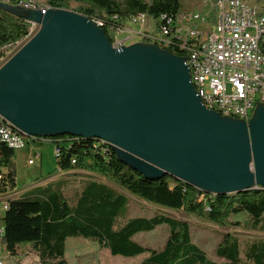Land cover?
<instances>
[{
  "label": "water",
  "instance_id": "obj_1",
  "mask_svg": "<svg viewBox=\"0 0 264 264\" xmlns=\"http://www.w3.org/2000/svg\"><path fill=\"white\" fill-rule=\"evenodd\" d=\"M0 9L37 25L0 63V116L28 136L102 139L146 179L204 193L264 189V103L246 121L206 108L186 58L155 43L115 47L77 12Z\"/></svg>",
  "mask_w": 264,
  "mask_h": 264
},
{
  "label": "trees",
  "instance_id": "obj_2",
  "mask_svg": "<svg viewBox=\"0 0 264 264\" xmlns=\"http://www.w3.org/2000/svg\"><path fill=\"white\" fill-rule=\"evenodd\" d=\"M5 1L13 5L19 2ZM69 1L87 3V6H79L73 11L102 21V28L111 42L112 36L107 28L120 27L122 20L131 15L143 13L157 19L161 14L174 15L182 9L181 0H45V5L67 9ZM30 28L27 21L0 9V49L25 38ZM2 55L0 51V58ZM69 137L52 138L62 143L61 154L55 158L57 170L68 174L75 170L84 171L87 178L79 179L74 201L64 194L66 180L54 185L47 183L8 200L0 240L11 256L17 255L19 244L30 243L39 264H69L65 259L66 239L83 237L100 243L114 256L135 257L145 253V258L138 264H215L192 242L189 222L185 219L154 213L121 222L131 197L158 209L197 216L219 227L238 225L231 223L230 217L246 213L251 227L264 232V189L212 194L169 175L158 180L146 179L118 161L111 148L94 147L93 140L85 138H79L72 145L67 141ZM14 152L4 147L2 161L9 162ZM72 159L74 163H71ZM9 183L11 187L16 185L13 170ZM160 225L168 228L167 238L160 249H147L132 239L135 234L152 231ZM215 252L226 260L224 264L241 263L239 240L230 233L222 234ZM244 257L247 264H264V241L255 239L249 242Z\"/></svg>",
  "mask_w": 264,
  "mask_h": 264
},
{
  "label": "built area",
  "instance_id": "obj_3",
  "mask_svg": "<svg viewBox=\"0 0 264 264\" xmlns=\"http://www.w3.org/2000/svg\"><path fill=\"white\" fill-rule=\"evenodd\" d=\"M17 5L36 8L31 0H19ZM201 6L203 8L196 11L161 14L157 19L151 17L150 25L154 29L150 31L143 28L149 16L138 13L125 18V21L142 26L139 31L127 28L128 34L121 39L117 38V33L125 31V25L108 27L107 32L112 36L115 47L137 37L139 41L155 43L185 57L190 82L202 104L221 115L247 121L255 106L264 103V14L247 0H201ZM40 8L44 11L48 6ZM93 21L102 27V21ZM31 34L32 30H29L25 38ZM52 138L28 136L0 116V188L3 187L0 205L3 210L7 209L10 198L22 192L10 186V172L14 171L12 157L9 162H3L2 149L15 151L25 148L29 142H48L54 144L53 152L58 158L62 143ZM79 138L71 136L67 141L73 145ZM92 140L94 147L103 145L105 150L111 148L102 139ZM37 158L40 159V154L32 152L27 163L35 162ZM74 162L72 159L71 163ZM3 260L0 254V264Z\"/></svg>",
  "mask_w": 264,
  "mask_h": 264
},
{
  "label": "rangeland",
  "instance_id": "obj_4",
  "mask_svg": "<svg viewBox=\"0 0 264 264\" xmlns=\"http://www.w3.org/2000/svg\"><path fill=\"white\" fill-rule=\"evenodd\" d=\"M31 1L35 3L36 8L47 7V5H45V0ZM247 1L250 4L255 5L258 11L264 14V0ZM181 3L182 9L180 11L203 8L201 6V0H181ZM79 6H87V3L69 1L67 3V10L73 11ZM125 20L126 19L122 20V25H125V31L117 33V38L121 39L127 35V28H130L132 31H139L142 29V26L130 23ZM151 20L152 18L149 16L145 22L146 26H143L145 30H152L153 26L151 27L150 25ZM37 28V25H31L30 30H32V33H35ZM26 39L27 38H23L14 44H10L0 49L1 53H3L2 62L13 55ZM131 39L133 38L128 39L126 43ZM53 147V143L48 144L45 142H29L26 145V148L15 150L13 166L15 171L16 191L25 192L35 189L39 186H44L47 183L54 185L56 182L66 180L68 184L64 190V194L69 200L74 201L75 193L79 190L78 181L79 179H86L87 173L78 170L69 172L67 175L59 173L55 163ZM32 150L35 153L40 154V159L37 158L35 162L28 164L27 160L29 159V155L32 153L30 151ZM154 213H164L166 215L187 220L190 225V236L193 243H195L201 250L205 252L209 261L215 264H224L226 262L224 258L218 257L215 252L217 246L221 243L222 234L225 232L232 234L239 240L241 259L240 264H247V261L244 257V251L246 245L249 242L255 239H261L264 241V232L257 229L255 230L251 227V222L246 213H239L230 217V222L239 223L238 225L229 224L226 227H219L194 215L183 214L180 211H169L160 208L158 209L153 205L147 204L146 202L135 197H131L128 210L125 216L121 219V222L133 217H148ZM1 226H3V221L0 218V227ZM167 235V226L160 225L151 232H139L135 234L133 239L147 249L158 250L164 244ZM1 244L2 242L0 240V247ZM20 251H29L30 255L25 254L23 259L21 256L15 257L3 252L7 255V257H9V261H7V263L9 262V264H16L17 262H23L26 260L28 264H39L38 256L31 250V248L20 249ZM65 259L69 264H136L140 260V255L135 257H123L119 255L114 256L109 253L107 248L94 240L83 237H68L65 241Z\"/></svg>",
  "mask_w": 264,
  "mask_h": 264
},
{
  "label": "crops",
  "instance_id": "obj_5",
  "mask_svg": "<svg viewBox=\"0 0 264 264\" xmlns=\"http://www.w3.org/2000/svg\"><path fill=\"white\" fill-rule=\"evenodd\" d=\"M135 41H139V39L137 37H134L133 39L129 40L127 43L125 42V44H129V43H132V42H135ZM45 143H48V142H45ZM49 144V143H48ZM26 148V147H25ZM24 149V148H23ZM21 150V149H20ZM30 152H34L33 150L30 151ZM13 161H14V156L12 157V166H13ZM13 169H14V166H13ZM15 172V171H14ZM3 212V214H2ZM4 212L5 210L2 209L1 205H0V218L2 219L3 218V215H4ZM3 221V220H2ZM157 228V227H156ZM155 228V229H156ZM154 229V230H155ZM0 230H3V226L0 227ZM153 231V230H152ZM189 231H190V225H189ZM151 232V231H149ZM1 236V235H0ZM191 237V236H190ZM133 239V237H132ZM134 240V239H133ZM192 240V239H191ZM135 241V240H134ZM136 242V241H135ZM193 242V241H192ZM138 243V242H137ZM139 244V243H138ZM195 244V243H194ZM25 248H30V243H21L17 246V255L16 256H21L23 259H24V255L25 254H29V251H24V252H21L20 249H25ZM3 252H5L6 254H8L7 250L5 249V246L3 244H1V247H0V254L3 256L4 260H3V263L2 264H9V262L7 263V261H9V257H7L6 254H4ZM34 252V251H33ZM35 253V252H34ZM4 254V255H3ZM9 255V254H8ZM15 256V257H16ZM145 258V253L144 254H141L140 255V260L136 263L138 264L142 259ZM24 264H28L26 262V260L23 261Z\"/></svg>",
  "mask_w": 264,
  "mask_h": 264
}]
</instances>
